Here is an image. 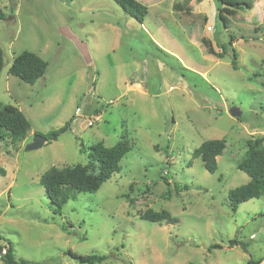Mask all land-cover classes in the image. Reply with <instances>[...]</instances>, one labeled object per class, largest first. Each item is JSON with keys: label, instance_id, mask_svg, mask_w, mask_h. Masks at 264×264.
Listing matches in <instances>:
<instances>
[{"label": "rangeland", "instance_id": "obj_1", "mask_svg": "<svg viewBox=\"0 0 264 264\" xmlns=\"http://www.w3.org/2000/svg\"><path fill=\"white\" fill-rule=\"evenodd\" d=\"M139 1L143 22L117 0H0V103L31 122L24 140H0V246L11 243L29 264H84L70 249L107 255L98 264H264V195L236 212L229 200L250 180L237 167L247 141L264 137V0L228 26L216 0ZM25 50L49 62L35 83L9 71ZM69 120L58 139L26 149ZM123 134L133 149L121 170L54 211L43 173L86 163L80 141L111 146ZM221 138L210 172L194 150ZM149 208L178 222L143 218Z\"/></svg>", "mask_w": 264, "mask_h": 264}, {"label": "trees", "instance_id": "obj_2", "mask_svg": "<svg viewBox=\"0 0 264 264\" xmlns=\"http://www.w3.org/2000/svg\"><path fill=\"white\" fill-rule=\"evenodd\" d=\"M125 11L143 22L148 13V6L139 0H117ZM190 1V0H189ZM218 2L219 18L224 25L228 26L231 22L230 16L234 15L243 8H251L255 0H216ZM186 2V3H185ZM184 4L187 6L188 0ZM183 4V3H182ZM179 2L174 5L178 10L183 9ZM6 13L0 6V18H5ZM234 39V37H232ZM207 43V41L205 40ZM210 52H214L209 45ZM225 51V50H224ZM236 53L233 57V66L236 67ZM49 62L35 52L25 50L17 55L11 66L10 73L17 75L23 81L35 83L43 77L47 71ZM4 66L3 49L0 45V77ZM73 120V118H72ZM71 129V120L67 121L60 128L50 131L47 140L58 139L59 136ZM31 130V122L20 108L14 104L0 103V140L11 138L13 142L24 140ZM226 139H208L194 150V154L202 158L206 169L215 172L218 169V156L226 148ZM133 149V145L126 134L111 146H106L102 141L86 145L80 141V150L87 153V162L82 164L57 167L48 169L40 178V183L46 188L47 194L52 202L54 211L60 212L64 204L73 199L78 192H96L103 183L115 172L121 170L122 159ZM237 167L247 172L250 180L229 191V200L234 212L237 211L242 202L264 195V137L250 138L247 141V151L245 157L237 163ZM187 187V185H185ZM129 196V195H128ZM142 217L153 222H178L169 210H145ZM239 242L235 239L230 241L234 246ZM241 244L244 243L241 242ZM6 247L7 253L0 256L4 264H29L26 259H16L14 246L11 243L1 245ZM221 248V244L210 245L209 249ZM67 253L84 264H98L107 259L105 254H80L72 249ZM262 259L250 260L248 264H260ZM188 264H198L190 262Z\"/></svg>", "mask_w": 264, "mask_h": 264}, {"label": "water", "instance_id": "obj_3", "mask_svg": "<svg viewBox=\"0 0 264 264\" xmlns=\"http://www.w3.org/2000/svg\"><path fill=\"white\" fill-rule=\"evenodd\" d=\"M230 113L234 117H240L242 115V111L239 107L233 106L230 108ZM47 140V137L44 135L36 134L32 141L29 142L26 146L27 150H32L41 147Z\"/></svg>", "mask_w": 264, "mask_h": 264}, {"label": "built area", "instance_id": "obj_4", "mask_svg": "<svg viewBox=\"0 0 264 264\" xmlns=\"http://www.w3.org/2000/svg\"><path fill=\"white\" fill-rule=\"evenodd\" d=\"M7 253L6 247L0 248V256L4 255Z\"/></svg>", "mask_w": 264, "mask_h": 264}, {"label": "crops", "instance_id": "obj_5", "mask_svg": "<svg viewBox=\"0 0 264 264\" xmlns=\"http://www.w3.org/2000/svg\"><path fill=\"white\" fill-rule=\"evenodd\" d=\"M155 41H156V39H155ZM161 45V44H160ZM161 46H163V45H161ZM164 47V46H163ZM165 48V47H164ZM172 87V86H171Z\"/></svg>", "mask_w": 264, "mask_h": 264}]
</instances>
